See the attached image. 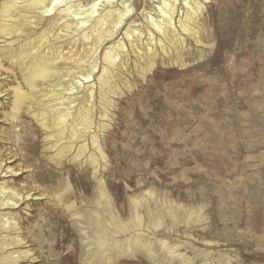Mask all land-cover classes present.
Listing matches in <instances>:
<instances>
[{
	"label": "rangeland",
	"instance_id": "374dc122",
	"mask_svg": "<svg viewBox=\"0 0 264 264\" xmlns=\"http://www.w3.org/2000/svg\"><path fill=\"white\" fill-rule=\"evenodd\" d=\"M0 264H264V0H0Z\"/></svg>",
	"mask_w": 264,
	"mask_h": 264
},
{
	"label": "bare ground",
	"instance_id": "6f19581e",
	"mask_svg": "<svg viewBox=\"0 0 264 264\" xmlns=\"http://www.w3.org/2000/svg\"><path fill=\"white\" fill-rule=\"evenodd\" d=\"M62 0H54V2H55V4L56 3H60ZM52 9V8H51ZM50 10V9H49ZM2 195H4L3 193H1ZM6 204H8V203H6Z\"/></svg>",
	"mask_w": 264,
	"mask_h": 264
}]
</instances>
